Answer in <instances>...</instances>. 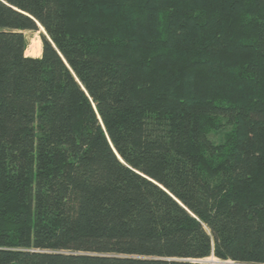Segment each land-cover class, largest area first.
Segmentation results:
<instances>
[{
	"label": "trees",
	"instance_id": "obj_1",
	"mask_svg": "<svg viewBox=\"0 0 264 264\" xmlns=\"http://www.w3.org/2000/svg\"><path fill=\"white\" fill-rule=\"evenodd\" d=\"M0 264H264V0H0Z\"/></svg>",
	"mask_w": 264,
	"mask_h": 264
},
{
	"label": "rangeland",
	"instance_id": "obj_2",
	"mask_svg": "<svg viewBox=\"0 0 264 264\" xmlns=\"http://www.w3.org/2000/svg\"><path fill=\"white\" fill-rule=\"evenodd\" d=\"M25 34L28 40V45L25 50V54L27 56L40 57L42 55L43 48L42 34H46L45 30L40 27L39 31H26ZM224 134L225 131L218 132L214 135V138L219 141L223 138ZM205 261H218V259L210 257L208 259H205Z\"/></svg>",
	"mask_w": 264,
	"mask_h": 264
}]
</instances>
